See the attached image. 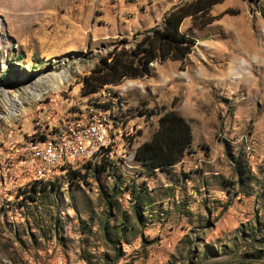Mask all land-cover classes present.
<instances>
[{"label": "rangeland", "instance_id": "rangeland-1", "mask_svg": "<svg viewBox=\"0 0 264 264\" xmlns=\"http://www.w3.org/2000/svg\"><path fill=\"white\" fill-rule=\"evenodd\" d=\"M183 1L0 0V264H264V242H251L264 240V0H223L203 27L185 18L195 45L183 61L81 92L101 57ZM64 70L52 90L46 79ZM103 88L119 100L103 101ZM6 96L23 99L20 115L6 118ZM163 105L192 141L178 162L151 168L134 155ZM89 106L113 118L107 150L27 197L36 179L15 147Z\"/></svg>", "mask_w": 264, "mask_h": 264}, {"label": "trees", "instance_id": "trees-1", "mask_svg": "<svg viewBox=\"0 0 264 264\" xmlns=\"http://www.w3.org/2000/svg\"><path fill=\"white\" fill-rule=\"evenodd\" d=\"M223 0H188L183 1L163 16L160 25L143 33L128 47L116 44L90 73L81 79L83 94L97 91L106 84H118L124 79L141 78L152 73L154 62L165 60L183 61L195 45V39L181 30L185 18L191 19V27H203L210 24L219 15L211 14L212 7ZM123 41H126L125 38ZM153 113L150 110L148 114ZM192 141L189 122L173 107L162 106L158 125L151 136L141 142L135 151V158L143 160L148 167L165 168L178 162ZM87 162L86 164H89ZM34 180L30 194L34 199L37 184ZM54 186L55 182H51ZM264 240H251V242ZM116 249V246H113ZM253 254V253H252ZM255 255V254H253Z\"/></svg>", "mask_w": 264, "mask_h": 264}, {"label": "built area", "instance_id": "built-area-1", "mask_svg": "<svg viewBox=\"0 0 264 264\" xmlns=\"http://www.w3.org/2000/svg\"><path fill=\"white\" fill-rule=\"evenodd\" d=\"M103 101L116 103L120 96L103 88ZM100 106H89L81 116L65 122L62 130L51 136L30 138L15 147L20 167L28 169L35 179H49L56 170L75 168L90 162L107 150L113 129V118Z\"/></svg>", "mask_w": 264, "mask_h": 264}, {"label": "bare ground", "instance_id": "bare-ground-1", "mask_svg": "<svg viewBox=\"0 0 264 264\" xmlns=\"http://www.w3.org/2000/svg\"><path fill=\"white\" fill-rule=\"evenodd\" d=\"M67 73L66 71H61L60 73L54 74V79H51L48 77L46 79V82H49V86L52 90H58L60 89L62 83L66 80ZM45 82V81H42ZM29 93L31 94L32 97L36 98L39 96V91L37 89V86H31ZM5 99V107L7 108V114L6 118H13L16 115H20L23 111V99L21 98H8L7 96L4 98Z\"/></svg>", "mask_w": 264, "mask_h": 264}]
</instances>
